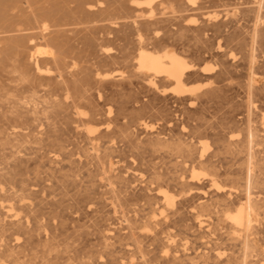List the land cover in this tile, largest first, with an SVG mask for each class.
Masks as SVG:
<instances>
[{
	"label": "bare ground",
	"instance_id": "6f19581e",
	"mask_svg": "<svg viewBox=\"0 0 264 264\" xmlns=\"http://www.w3.org/2000/svg\"><path fill=\"white\" fill-rule=\"evenodd\" d=\"M263 247L264 0H0V264Z\"/></svg>",
	"mask_w": 264,
	"mask_h": 264
},
{
	"label": "rangeland",
	"instance_id": "374dc122",
	"mask_svg": "<svg viewBox=\"0 0 264 264\" xmlns=\"http://www.w3.org/2000/svg\"><path fill=\"white\" fill-rule=\"evenodd\" d=\"M207 64L209 65H211V63L210 62H207ZM196 83V84H195ZM189 84V87L190 86H192V87H190V88H195L196 90H197V87H198V90L197 91H203L204 90V88H205V85H206V81H204V80H192V81H190V83H188ZM196 85V86H195ZM189 130V126L187 125V128L185 129V131L187 132ZM221 183L223 184V185H228L229 183L227 182V181H225L224 179H222V181H221ZM174 232H175V229L173 230ZM180 237V238H179ZM186 237H187V239H186ZM191 236H188V235H185V234H177V237H176V240H177V242H178V245L180 246V248H182L183 247V244H185V243H187L188 242V244H189V246L191 245V243H193V245H195L194 244V242H193V237H191ZM191 242V243H190ZM181 244V245H180ZM227 250V248H226V246H220L219 247V249H218V251L219 252H225ZM263 250H264V247H263Z\"/></svg>",
	"mask_w": 264,
	"mask_h": 264
}]
</instances>
